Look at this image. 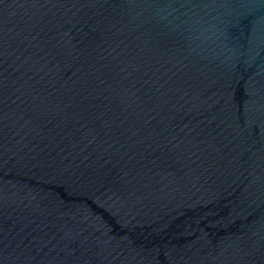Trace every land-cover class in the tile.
I'll list each match as a JSON object with an SVG mask.
<instances>
[{
  "label": "water",
  "instance_id": "obj_1",
  "mask_svg": "<svg viewBox=\"0 0 264 264\" xmlns=\"http://www.w3.org/2000/svg\"><path fill=\"white\" fill-rule=\"evenodd\" d=\"M0 264H264V0H0Z\"/></svg>",
  "mask_w": 264,
  "mask_h": 264
}]
</instances>
